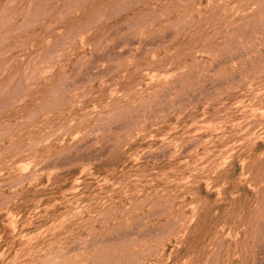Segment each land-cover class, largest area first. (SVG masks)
Here are the masks:
<instances>
[{
	"label": "rangeland",
	"instance_id": "rangeland-1",
	"mask_svg": "<svg viewBox=\"0 0 264 264\" xmlns=\"http://www.w3.org/2000/svg\"><path fill=\"white\" fill-rule=\"evenodd\" d=\"M0 264H264V0H0Z\"/></svg>",
	"mask_w": 264,
	"mask_h": 264
}]
</instances>
